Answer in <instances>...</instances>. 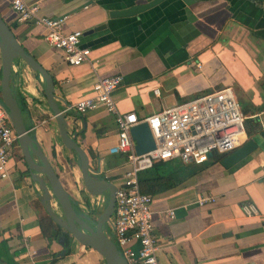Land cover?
Segmentation results:
<instances>
[{
	"label": "crops",
	"instance_id": "obj_1",
	"mask_svg": "<svg viewBox=\"0 0 264 264\" xmlns=\"http://www.w3.org/2000/svg\"><path fill=\"white\" fill-rule=\"evenodd\" d=\"M147 1L25 0L37 5L40 15H66V31H82L81 45L89 48V60L70 66L63 52L44 39L42 28L20 22L10 0H0V15L19 43L51 74L70 135L100 164L99 176L116 185L126 165L122 154L109 152L117 143L114 114L103 107L85 114L73 108L93 96L98 78L121 75L122 85L113 92L115 105L139 118L235 79L251 94L253 105L264 101V90L257 86L264 79V52L257 48L264 46V0H160L135 16H111ZM231 44L241 52V69L228 75ZM237 50L232 53L239 58ZM11 86L24 100L30 134L64 188L78 203L90 201L74 154L60 140L42 76L18 59ZM254 116L264 123V111ZM7 167L10 177L0 178V264H105L98 252L75 240L67 250L63 237L60 242L43 236L39 221L47 213L18 144ZM206 196L215 201L200 205L198 200ZM245 203L253 204L256 213L246 215ZM152 210L159 264H264V147L230 168L213 162L154 195Z\"/></svg>",
	"mask_w": 264,
	"mask_h": 264
},
{
	"label": "built area",
	"instance_id": "obj_2",
	"mask_svg": "<svg viewBox=\"0 0 264 264\" xmlns=\"http://www.w3.org/2000/svg\"><path fill=\"white\" fill-rule=\"evenodd\" d=\"M10 6L20 22H30L43 29L44 39L51 47L63 52L68 65L77 66L89 60V48L81 45L82 31L65 30L66 15H40L38 6L28 4L25 0H10ZM196 65L200 66L199 63ZM121 85V75L100 77L93 84V96L77 101L73 108L85 114L103 107L114 114L117 143L109 152L122 154L127 159L123 179L117 184L114 209L105 233L116 244L127 264H159L157 238L153 232V196L140 191L137 174L161 160L202 164L213 154L226 155L232 152L246 137V116L231 86H224L139 118L134 112L118 111L113 92ZM143 122L148 124L155 147L137 154L130 130ZM17 138L8 112L0 101L1 179L10 177L7 164L17 145ZM99 201L102 206L106 204L103 195L99 196ZM213 201L214 197L206 196L199 199L198 203L202 205ZM80 206L83 208V205ZM90 206H95L92 201ZM242 210L246 215L256 213L253 204H243ZM169 214L171 217L174 215L173 211Z\"/></svg>",
	"mask_w": 264,
	"mask_h": 264
},
{
	"label": "water",
	"instance_id": "obj_3",
	"mask_svg": "<svg viewBox=\"0 0 264 264\" xmlns=\"http://www.w3.org/2000/svg\"><path fill=\"white\" fill-rule=\"evenodd\" d=\"M159 1L150 0L143 4H136L124 10L114 11L111 16H135L152 8ZM0 57V101L6 108L11 124L17 134V143L31 178L39 185L41 191L39 199L45 212L57 225L67 231L73 240L98 252L105 264H127L116 244L105 233L106 224L111 221L117 185L99 176L100 164L93 163V158L77 143L75 137L70 135L65 114L61 111L57 102L58 97L55 95V84L51 74L32 55L27 53L1 15ZM18 59L22 60L43 78L44 95L57 123L60 140L63 146L76 156L84 190L89 194L90 201L94 203L100 212L96 219H91L87 214L75 209L74 199L64 188L51 162L27 128L24 114L11 86V70ZM260 124V128L243 141L239 147L222 157L220 164L223 167L230 168L254 150L264 147V123ZM130 134L137 154L154 149V140L147 122L133 126ZM102 195H107V202L104 206L99 201V196ZM53 199L59 205L61 213L53 208ZM59 241L62 242L63 238H59ZM63 252H65V249L62 250Z\"/></svg>",
	"mask_w": 264,
	"mask_h": 264
},
{
	"label": "trees",
	"instance_id": "obj_4",
	"mask_svg": "<svg viewBox=\"0 0 264 264\" xmlns=\"http://www.w3.org/2000/svg\"><path fill=\"white\" fill-rule=\"evenodd\" d=\"M9 27L11 28L10 25ZM0 77H1V72H0ZM262 90H264L263 85H262ZM16 97L18 99L19 106L24 114L26 109L24 100L18 95ZM250 104H251V111H249L250 113H248V111L244 109L242 104L240 105L242 113L246 117L247 116L256 117L254 115H257L264 111V101L259 106H255L251 102ZM260 126L261 124L259 121L255 124L253 123L250 125L249 124L247 125L245 123V131L247 138H249L253 134V132L257 131L260 128ZM223 156L224 155L213 154V156L208 161L202 164H192V163L186 164L178 160L157 161L150 168L142 170L137 174L139 189L141 192L147 193L151 196L157 195L161 192H164L166 190H169L171 188H174L182 184L185 180L194 176L201 170L205 169L213 162L220 161ZM122 159L125 162L127 158L124 155H122ZM77 204L78 203L74 201L75 209L81 212ZM39 226L43 236L46 237L48 240L63 237L65 240L64 246L67 247V250H69L73 238L70 236V234L67 231H65L63 228L57 225L49 215H46L45 217H42L40 219Z\"/></svg>",
	"mask_w": 264,
	"mask_h": 264
},
{
	"label": "rangeland",
	"instance_id": "obj_5",
	"mask_svg": "<svg viewBox=\"0 0 264 264\" xmlns=\"http://www.w3.org/2000/svg\"><path fill=\"white\" fill-rule=\"evenodd\" d=\"M230 55L229 58H227V62H225V72L229 73L231 72H236L237 69H241V52L238 49V45L236 44H231L230 45ZM229 48V47H228ZM255 48V47H254ZM260 51L264 52V46H258L257 47ZM233 50H237L235 51V54L239 55V58L236 57L237 55H234L232 53ZM244 58V57H243ZM230 59V60H229ZM245 61V58H244ZM230 63V64H229ZM221 73V72H220ZM240 80H241V74H240ZM262 85L264 86V79H261L259 81H257V86L259 88L262 89ZM227 86H231V88L233 89V92L235 94V97L237 98V100H239L240 105L242 104L244 109L248 111V113H250L249 111H251V104H250V98H251V94L249 92L244 91L241 88V81L239 80H234L233 83L231 85H227ZM259 121L258 117H246L245 119V123L248 125L250 124H255ZM246 140V137H245ZM18 144V143H17ZM73 160L76 162V156L74 155ZM105 197V201L107 202V195H103ZM76 201V200H74ZM53 202V208L58 212L61 213L60 207L57 204V202L55 201V199L52 200ZM77 202V201H76ZM78 203V202H77ZM83 205V208L80 206ZM78 208L81 210L82 213L87 214L88 216H90L92 219H96L99 215V210L96 206H90V201L85 200V199H80L79 203L77 204Z\"/></svg>",
	"mask_w": 264,
	"mask_h": 264
},
{
	"label": "flooded vegetation",
	"instance_id": "obj_6",
	"mask_svg": "<svg viewBox=\"0 0 264 264\" xmlns=\"http://www.w3.org/2000/svg\"><path fill=\"white\" fill-rule=\"evenodd\" d=\"M90 224V223H89Z\"/></svg>",
	"mask_w": 264,
	"mask_h": 264
}]
</instances>
